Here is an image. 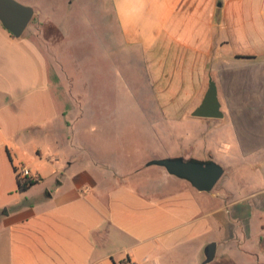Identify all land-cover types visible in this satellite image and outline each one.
<instances>
[{
    "label": "crops",
    "instance_id": "crops-1",
    "mask_svg": "<svg viewBox=\"0 0 264 264\" xmlns=\"http://www.w3.org/2000/svg\"><path fill=\"white\" fill-rule=\"evenodd\" d=\"M113 14L98 55L140 54L161 96L151 127L183 146L122 159L116 137L95 142L65 24L16 37L0 21V264H203L212 242L205 264H264V0H113ZM210 77L224 116H193ZM177 156L217 161L224 181L200 191L147 164ZM22 166L38 182L21 192Z\"/></svg>",
    "mask_w": 264,
    "mask_h": 264
},
{
    "label": "rangeland",
    "instance_id": "rangeland-1",
    "mask_svg": "<svg viewBox=\"0 0 264 264\" xmlns=\"http://www.w3.org/2000/svg\"><path fill=\"white\" fill-rule=\"evenodd\" d=\"M18 1L35 8V15L22 36L40 24L53 23L54 15L68 28V41L62 54L67 58L68 67L78 77V85L81 83L82 87L89 89L78 91L85 95H80L79 101L83 99V103H88L94 109V114L88 118L91 122L94 121L91 123L94 126L89 127L90 138L96 142L99 135L104 139L109 136V140L114 142L113 137H116V151L122 153V159L126 155L138 156L148 149L163 151L170 148L175 152L183 146L177 137L169 142V138L173 139L172 133L169 137L162 127H151V119L156 121L160 116L156 103L161 102V96L156 93L157 90H149L148 80L143 72L145 63L140 54H134L131 49L124 47L121 53L117 49L113 53L98 55V40L94 43L92 40L101 36L105 45L109 40H114L113 0ZM44 27L43 34L47 33L49 26ZM52 33L55 35L54 30ZM109 46L112 45L107 44ZM51 47L50 51L53 52V42ZM88 47H91L90 51ZM130 55L133 56L129 58ZM205 86L208 87V78ZM224 91L222 87L221 92ZM148 109L152 111L146 112ZM224 179L225 177L222 181Z\"/></svg>",
    "mask_w": 264,
    "mask_h": 264
},
{
    "label": "water",
    "instance_id": "water-1",
    "mask_svg": "<svg viewBox=\"0 0 264 264\" xmlns=\"http://www.w3.org/2000/svg\"><path fill=\"white\" fill-rule=\"evenodd\" d=\"M35 15V8L18 0H0V21L14 36L23 35ZM218 95L216 81L210 77L208 89L201 103L192 111L196 117L221 118L224 112ZM148 165H159L179 178L189 181L200 191H211L224 175V167L213 159L164 157L147 162ZM217 244L209 243L206 247V259L203 264L213 260Z\"/></svg>",
    "mask_w": 264,
    "mask_h": 264
},
{
    "label": "trees",
    "instance_id": "trees-1",
    "mask_svg": "<svg viewBox=\"0 0 264 264\" xmlns=\"http://www.w3.org/2000/svg\"><path fill=\"white\" fill-rule=\"evenodd\" d=\"M37 182H38V178L37 179L31 178V177L20 178L18 175V190L21 192L26 191L27 189H29L31 186H33Z\"/></svg>",
    "mask_w": 264,
    "mask_h": 264
},
{
    "label": "built area",
    "instance_id": "built-area-1",
    "mask_svg": "<svg viewBox=\"0 0 264 264\" xmlns=\"http://www.w3.org/2000/svg\"><path fill=\"white\" fill-rule=\"evenodd\" d=\"M18 175L20 178H26V177H31L34 179H37L38 176L36 174H34L31 169L27 166H22L19 171H18Z\"/></svg>",
    "mask_w": 264,
    "mask_h": 264
}]
</instances>
